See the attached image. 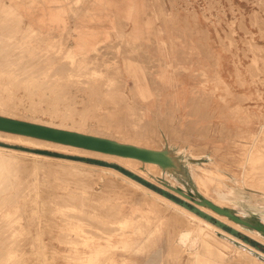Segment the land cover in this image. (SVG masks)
Wrapping results in <instances>:
<instances>
[{"label":"rangeland","instance_id":"rangeland-1","mask_svg":"<svg viewBox=\"0 0 264 264\" xmlns=\"http://www.w3.org/2000/svg\"><path fill=\"white\" fill-rule=\"evenodd\" d=\"M65 1L69 5L72 3L70 5V8L73 10L72 12L75 16L83 11V9L85 8V3L87 2V0ZM156 1L163 2V5L165 4V1L170 3L169 6L171 7V9H173L172 11L174 13L186 16L187 22L189 24L192 25L191 22H193L195 26H199L204 29V33L206 36V53L212 55L211 57L208 56L211 59V64L209 65V67L206 66V68H209L211 72H209L207 75H205L206 72L201 75L202 80L204 78V81L202 82L205 90L204 94L206 93L205 100L212 99V96H214L212 89L215 88V90L219 92L220 100L224 101L226 105L227 103H229V100H231L230 102L235 101L237 102V104L242 105V107L244 108L243 112H237V109H234L236 107H229L227 105L229 108L227 109L226 107L227 113H224L221 116L222 119L228 120L230 118L229 120H231V123L236 124L235 128H230L227 125V121L221 123L210 122L205 126L203 132L198 137L192 138L191 136L189 137L181 133L180 137L176 139V142H178L177 144H180L182 142L181 144L188 145L192 151L200 153V155L212 156L215 161L221 164V169L227 174V182L232 183V180L238 179L236 176V171H238L240 168L237 160L239 158L247 157V151L244 145L248 143V149L254 151V140L248 137L250 131L258 130L260 125L264 123V0ZM39 2L40 0H0V43L3 45L2 46L0 44V47L3 48L0 49V51H2L0 53V96H4L0 97V110L6 111V109H8L7 111H11L12 113L15 112L17 117L19 116V118L27 119V121L31 119H42L39 122L51 121L50 123H55V125L59 122L60 123L58 125L65 124L68 126H78V124H82L81 126L84 127L83 132H86L87 134H100L107 137L112 136L114 137V139L120 142H126L130 144L136 143L138 145L142 144L146 147L156 146L155 143L158 139L155 138V136L152 135V132H150L149 130L152 129V127L155 129L154 124L157 125L156 127H158L159 130H161L160 126L158 125L156 119L149 118L145 107L135 104L133 102L134 98L132 99V97H129V92L126 88L127 82H125V74L127 73H124V68L122 65L123 63H129L128 65L130 66V64H132L133 62L130 59H132L134 53L139 52V48H135L132 44L131 51H126V46H128V42H120V36H116L117 38L114 37L113 39H106L100 42L97 50H89L84 54L77 53V55H75V57L71 59L72 57L68 55V52L71 45L75 44L72 32H67V30L57 31L53 29L42 28L27 20V8L35 6ZM46 32H48L49 34L45 35ZM45 42L49 44L44 45L43 43ZM8 47H10L11 49ZM3 50L10 52L11 54L6 53L4 55ZM100 50H103L104 52ZM215 50H219L224 56H226V58L229 59L232 65L233 72H231V78L233 79L231 86L217 79L218 76L221 77L222 74L220 72V64ZM90 53L91 55H89ZM59 54L62 56H59ZM93 54H95V56ZM128 54H130L131 57H127ZM3 55L4 57L2 58L4 59L1 58V56ZM57 58L58 61H60L61 63H58V61H56ZM17 59L22 60L19 61ZM4 60L6 61L4 62ZM2 61L3 63H1ZM65 61H67V63ZM29 62L32 64H30ZM6 63L8 64L4 65ZM66 64H68V66ZM25 65H28V68H25ZM65 66H67V69ZM23 68L25 69L21 70ZM39 69L41 70L37 71ZM61 69H65L66 71L63 70L65 73L62 72ZM113 69H119L120 73L118 71H114ZM19 70H21L22 72ZM93 70L99 71V74L91 78ZM58 71H60L61 73H58ZM31 74H33L31 76L32 80H28L31 79V77L28 76ZM24 76H27L28 78L22 80L24 79ZM34 79H38V81ZM65 79H68L69 81ZM26 80L33 82L29 83ZM83 80L88 82H84ZM101 80L104 81L102 82ZM246 81H250V83ZM36 82L44 88L36 84ZM34 84L37 86H35ZM208 84L212 85V88H208ZM98 85L100 86V88L97 87ZM54 86H56L55 88L58 89L57 91L56 89H54ZM51 88L54 89L55 92H57L58 94L52 91ZM80 89H84V91H81ZM115 91L120 92V97L118 96V100L116 98L117 95L114 94ZM97 92L98 94H96ZM121 93L125 97L121 98ZM69 94L72 97H70ZM67 96L70 97L68 98V101H66ZM59 97L63 98H61L60 100ZM56 98H58L60 101L58 99V101H56ZM104 98L106 100H104ZM3 100H5L6 103L3 104ZM2 104L5 106L2 107ZM53 105L60 107V109H58L56 106L53 108ZM70 112L73 114H69ZM246 112H248V114ZM70 117L72 118V120ZM64 118L67 120H64ZM109 125H111V127ZM173 125L180 129L179 125H176L174 123ZM173 125L170 124V126ZM163 128L165 131L170 130V127L167 128L163 126ZM120 131H139V136L133 137L131 133H125V136H123L122 134H120ZM246 131L249 133H247ZM158 135L166 137L165 132H161ZM207 139L208 141H206ZM20 142L21 141H18L17 143V140L9 138L7 140V138L5 137H0V153L5 154L7 157H10H8L10 161H7L9 164L6 162L5 164H3L4 170L0 169V178L2 179L0 180V225L5 224L9 226H0L2 228L0 230L3 231V233L1 232V234L3 235V239H6V241L10 242L5 243V240L0 238V261H5L0 262V264H69V262L70 264H113L117 260H121L124 262L120 261V263L117 261L116 264L184 263L185 260L183 258L181 259L177 255H174L172 253L171 240L174 236V230L178 224H175L174 219L171 217V214L175 213V211L170 207H166L165 203L159 202L158 200V202L156 201L157 203H155L156 206L149 205L148 201L154 198L148 194H145L144 199H141L140 195L137 194L138 192H133V190H130L126 193L124 191H114L119 189L121 185L130 184L128 182L123 181L122 178L124 176H127V178L131 180L139 181L135 178H132L131 176H129L128 174L113 165L117 163L120 165L121 163L119 161L110 158L106 160V158L104 159V157H96L92 154L89 155L86 153L84 154L80 152H71L72 150H67L66 148H60L50 145H39L33 143L26 144V142ZM161 147H164V145ZM262 150H264V148H262ZM263 156L264 154L258 156L260 157V160L255 161L257 164L256 167L258 169L256 168L255 170H253V173L256 174L257 172V174H259V176L264 179V177H262L264 163H262L263 160H261L264 159ZM52 157L54 160L52 159ZM96 159L104 160L108 162V164L97 162ZM11 164H14V166ZM70 164L71 167L73 165H76L77 168L80 167L79 170H92V173L86 177L82 173L75 174L73 171H70V169H67V167L71 168L69 166ZM4 166H6V168ZM122 166L150 180L159 187L163 186L164 189L166 188V190L191 202L198 208H200L199 206L205 207L206 211H203H208V214L228 224L231 228L236 229L235 227L240 225L241 227H243L241 228L243 229V232L238 229L237 230L243 233L245 237H239L244 239V241H246L245 238H249L252 241H256L259 245L262 244V246L258 248L255 246L254 243H252L251 245L253 247H256L257 249L260 248L259 250L262 249L261 251H263L264 237L258 231L249 230L248 228L235 222L227 216L220 214L214 209L200 204L194 199L187 198L183 194L172 189L168 186V184H166V182L162 180V177H159L163 175V173L161 168L157 164L154 168H160L161 172H151L145 165H143L142 162L140 166H128L125 164ZM109 168L113 169L114 172L110 171V174ZM66 170L69 171V173H73V176L72 174L69 175ZM62 171L65 173H63ZM103 174L109 176L106 177ZM74 175H78L79 177L75 178ZM10 176H12L13 178H7ZM71 176L72 179H70ZM80 177H82V180H77L80 179ZM115 178H117L118 180H116ZM67 179L73 182L76 179L75 183L77 184L73 182V184H69L71 182H68ZM87 179L90 180V182ZM64 180H66L68 184ZM84 180L85 183L82 184ZM79 181L81 182L79 183ZM14 185L16 187V190L14 188ZM78 185L81 189L79 187H75ZM90 185H93L92 188L90 187ZM84 187L86 189H83ZM105 188L111 189L112 192H108L107 195H103ZM90 189L93 192H96L97 194L94 195V193H92L91 191L89 195L88 193ZM187 189H191V185L189 183L187 184ZM115 192L119 193L116 194ZM124 193L126 195H124ZM250 194L251 193L247 191V194L244 195L248 197L251 196ZM101 195L102 197H100ZM197 195L198 194H194V198L198 199L199 197ZM75 196L77 198L80 197V199L78 200ZM94 196L95 198L99 197L97 201L96 199L92 198ZM16 197L17 200H15ZM207 197L213 199L209 195H207ZM225 197H229V195H225ZM72 198L74 201H77H71ZM59 199H62V201L64 200L63 202L66 204L57 203ZM99 199L101 201H99ZM125 200L126 202H124ZM70 201L72 203H69ZM138 201L140 203H138ZM261 201H264L263 198H261ZM3 202L4 206L2 205ZM84 202L88 205L85 206ZM75 203H81V205L78 204L77 206L79 207H77L76 209V207H74ZM90 203H92L91 205H93L95 209L90 206ZM242 203L244 205L250 206L249 211H253V213H256L254 212V209L251 207V203L248 200H242ZM83 208L87 209L84 210ZM89 208H92V211L91 209L89 210ZM133 209H138L139 211L137 213L145 214V216L142 217L140 216V214L137 216L136 214L135 216H137V218H135L134 220L131 219L128 222L130 224L134 221L133 224L127 227L121 226V220L124 219L127 213ZM209 211L215 212L217 216H214L213 214L209 213ZM234 212L238 214L237 211ZM72 213L76 216L73 217ZM102 213L104 216L102 215ZM108 213L110 215H116L109 216L107 215ZM157 213L161 214L157 215ZM220 215H223L224 218H226L224 220L227 222L222 220L220 218L222 216ZM82 216L89 221H86V223L84 221L85 218H83ZM151 216H154L153 219ZM207 221H209L215 227H222L213 222L212 220L207 219ZM89 222L92 225L88 224ZM85 223L86 225H84ZM93 224H97L99 226L102 225L101 227L104 229V231L101 227L97 225L95 226ZM14 225L19 226L14 227ZM87 225L89 226L87 227ZM4 227L8 230H6ZM107 228L110 229L105 231V229ZM152 228H154V230ZM72 229H75L76 231H73ZM223 229H225L223 230L225 232H231L229 230V227ZM5 231L9 233H5ZM95 232H97L98 235H96ZM1 234L0 236H2ZM144 238L145 240H143ZM1 241L9 245H6L7 247H5V244H2ZM98 241L104 242V246H102L100 253L98 254V256L95 257L93 263H91V260H85V258H87L89 254H91V250L94 248L95 244H98ZM3 247L5 249H3ZM5 251H8L6 253L7 255L4 254L3 256V253H5ZM76 254H78L79 256H77ZM75 255L77 257H74ZM119 255L121 259L119 258ZM97 261L98 263H96Z\"/></svg>","mask_w":264,"mask_h":264},{"label":"bare ground","instance_id":"bare-ground-1","mask_svg":"<svg viewBox=\"0 0 264 264\" xmlns=\"http://www.w3.org/2000/svg\"><path fill=\"white\" fill-rule=\"evenodd\" d=\"M68 1V0H67ZM110 1V0H109ZM13 2V1H12ZM143 2V1H142ZM120 3V2H119ZM123 3H124V1H123ZM122 3V4H123ZM128 3H129V1H128ZM68 4V3H67ZM72 4V3H71ZM70 4V5H71ZM126 4V3H125ZM150 4V3H149ZM69 5V4H68ZM16 6V5H15ZM88 6H89V4H88ZM87 8V7H86ZM124 9V8H123ZM86 10V9H85ZM84 10V11H85ZM73 11V10H72ZM126 11V10H125ZM71 13H73V12H71ZM112 14H116V13H112ZM119 14V13H118ZM124 14V13H123ZM72 15V14H71ZM125 15V14H124ZM118 16V15H117ZM71 19V18H70ZM74 21V20H73ZM72 22V21H71ZM73 23V22H72ZM74 24V23H73ZM118 25V24H117ZM128 28V27H127ZM118 29V28H117ZM128 30V29H127ZM50 31H53V30H50ZM66 31V30H65ZM163 31V30H162ZM49 32V31H48ZM48 32H46V34L45 35H48L49 33ZM118 32V31H117ZM71 33V32H70ZM116 33V32H115ZM55 34V33H54ZM69 34V33H68ZM117 34V33H116ZM51 35H52V33H51ZM56 35V34H55ZM70 36V35H69ZM119 36V35H118ZM46 37V36H45ZM61 37V36H60ZM59 37V38H60ZM66 37V36H65ZM39 38V37H38ZM47 38V37H46ZM53 38H56V37H53ZM63 38H64V36H63ZM112 38V37H111ZM114 38V37H113ZM117 38V37H116ZM48 39H49V37H48ZM52 39V38H51ZM46 40V39H45ZM56 40V39H55ZM64 40H65V38H64ZM49 41H51V40H49ZM71 41V40H70ZM48 42V41H47ZM53 42V41H52ZM56 42V41H55ZM64 42V41H63ZM68 42V41H67ZM66 42V43H67ZM51 43V42H50ZM1 44V43H0ZM44 45L45 44H49V43H43ZM2 45V44H1ZM13 45V44H12ZM12 45H10V46H12ZM108 45H110V44H108ZM3 46V45H2ZM102 46V45H101ZM107 46V45H106ZM5 48V47H4ZM8 48H10V47H8ZM54 48V47H53ZM173 48V47H172ZM0 49H3V48H1L0 47ZM6 49V48H5ZM4 49V50H5ZM11 49V48H10ZM55 49H58V48H55ZM98 49V45H90V44H88L87 42L85 43V42H79L78 44L76 43V44H73V45H71V47H70V49H69V52H68V55L69 56H71L72 58L71 59H73L74 57H75V55H77V53L78 54H84V53H86L87 51H89V50H91V51H95V50H97ZM100 49V48H99ZM3 50V52H4V55L6 54V53H10V52H7V51H4ZM168 50V49H167ZM59 51V50H58ZM65 51V50H64ZM100 51H102V52H104L103 50H100ZM2 51H0V53H1ZM17 52H18V50H17ZM61 52V51H60ZM97 52H99V51H97ZM57 53H59V52H57ZM105 53H106V51H105ZM104 53V54H105ZM175 52H173V54H174ZM11 54V53H10ZM99 54V53H98ZM4 55L3 56H1V58L2 57H4ZM89 55H91V53L89 54ZM88 55V56H89ZM94 56H95V54H93ZM106 55V54H105ZM7 56V55H6ZM10 56V55H9ZM8 56V57H9ZM59 56H62V55H60L59 54ZM59 56H56V57H59ZM100 56V55H99ZM99 56H98V58H99ZM189 56V55H188ZM187 56V57H188ZM198 56H200V55H198ZM197 56V57H198ZM102 57V56H101ZM103 57H104V55H103ZM95 58H97V57H95ZM171 58V57H170ZM2 59H4V58H2ZM6 59H8V58H6ZM10 59V58H9ZM12 59V58H11ZM70 59V58H69ZM105 59H107V58H105ZM17 60H19V59H17ZM20 60H22V59H20ZM19 60V61H20ZM63 60H65V59H63ZM67 60V59H66ZM95 60H97V59H95ZM99 60H101V59H99ZM165 61H166V59H164ZM219 60V59H218ZM217 60V61H218ZM6 60H4V62H5ZM15 61V60H14ZM56 61H58V58H57V60ZM90 61V60H89ZM8 62V61H7ZM11 62V61H10ZM13 62V61H12ZM64 62V61H63ZM66 63H67V61H65ZM73 62V61H72ZM167 62V61H166ZM1 63H3V61L1 62ZM30 63V62H29ZM52 63V62H51ZM58 63H61L60 61H58ZM145 63V62H144ZM8 63H6V64H4V65H7ZM15 64H17V63H15ZM23 64V63H22ZM27 64V63H26ZM30 64H32V63H30ZM63 64H65V63H63ZM72 64V63H71ZM75 64V63H74ZM196 64V63H195ZM29 65V64H28ZM28 65H25V68L28 66ZM57 65V64H56ZM62 65V64H61ZM67 66H68V64H66ZM173 65V64H172ZM21 66V65H20ZM24 66V65H23ZM67 66H65L66 67V69H67ZM72 66V65H71ZM145 66H146V64H145ZM165 66V65H164ZM167 66V65H166ZM48 67V66H47ZM64 67V68H65ZM149 67V66H148ZM177 67V66H176ZM182 67V66H181ZM214 67V66H213ZM25 68H23V69H21V70H24ZM28 68V67H27ZM31 68V67H30ZM30 68H29V70H30ZM135 68V67H134ZM150 68V67H149ZM183 68V67H182ZM211 68V67H210ZM52 69V68H51ZM69 69H70V67H69ZM90 69V68H89ZM151 69V68H150ZM157 69H159V68H157ZM170 69V68H169ZM172 69V68H171ZM175 69H177V68H175ZM213 69V68H212ZM14 70V69H13ZM21 70H19V71H21ZM41 69H39V70H37V71H40ZM43 70V69H42ZM57 70H59V69H57ZM62 70V69H61ZM64 71H66L65 69H63ZM62 70V72H64ZM103 70V69H102ZM114 70V69H113ZM185 70V69H184ZM237 70V69H236ZM26 71H27V69H26ZM35 71H36V69H35ZM35 71H32V72H35ZM114 71H118L119 73H120V70L118 69V70H114ZM174 71V70H173ZM215 71V70H214ZM219 71V70H218ZM240 71V70H239ZM22 72V71H21ZM44 72V71H43ZM187 72V71H186ZM207 72V71H206ZM58 73H61L60 71H58ZM65 73V72H64ZM132 73V72H131ZM137 73V72H136ZM143 73V72H142ZM41 74H44V73H41ZM57 74V73H56ZM99 74V71H97V70H93V72H92V75H91V78H93L94 76H96V75H98ZM217 74V73H216ZM26 75V74H25ZM33 74H31V75H28L29 77H31ZM122 75V74H121ZM126 75V74H125ZM128 75V74H127ZM205 75H207V74H205ZM41 76V75H40ZM44 76V75H43ZM42 76V77H43ZM57 76V75H56ZM75 76V75H74ZM124 76V75H123ZM138 76V75H137ZM187 76V75H186ZM198 76V75H197ZM42 77H40V78H42ZM45 77V76H44ZM54 77V76H53ZM158 77V76H157ZM183 77V76H182ZM192 77V76H191ZM239 77H241V76H239ZM24 79H22V80H25V78L27 79L28 77L27 76H24L23 77ZM35 78H37V77H35ZM77 78V77H76ZM96 78V77H95ZM105 78V77H104ZM127 78V77H126ZM202 78V77H201ZM136 79V78H135ZM195 79H196V77H195ZM217 79H219V81H221V82H224V79L222 78V77H219L218 76V78ZM216 79V80H217ZM19 80H21V79H19ZM28 80H32V77H31V79H28ZM34 80H36V79H34ZM40 80V79H39ZM49 80V79H48ZM65 80H68V79H65ZM75 80V79H74ZM238 80V79H237ZM27 81V80H26ZM36 81H38V79L36 80ZM57 81V80H56ZM69 81V80H68ZM76 81V80H75ZM84 81V80H83ZM102 82L104 81V80H101ZM131 81V80H130ZM145 81V80H144ZM204 81V80H203ZM211 81H213V80H211ZM218 81V80H217ZM216 81V82H217ZM15 82V81H14ZM27 82H29V83H32V82H30V81H27ZM40 82V81H39ZM44 82V81H43ZM54 82V81H53ZM71 82V81H70ZM84 82H88V81H84ZM246 82H249L250 83V81H246ZM16 83V82H15ZM28 83V84H29ZM41 83V82H40ZM47 83V82H46ZM56 83V82H55ZM55 83H54V85H55ZM73 83H75V82H73ZM140 83V82H139ZM238 83V82H237ZM244 83V82H243ZM36 84H38L37 82H36ZM45 84V83H44ZM77 84H80V83H77ZM76 84V85H77ZM132 84V83H131ZM166 84V83H165ZM35 85V84H34ZM38 85H40V84H38ZM47 85H49V84H47ZM52 85V84H51ZM73 85V84H72ZM101 85H102V83H101ZM168 85V84H167ZM229 85V84H228ZM31 86V85H30ZM35 86H37V85H35ZM41 86V85H40ZM83 86V85H82ZM134 85H132V87H133ZM138 86V85H137ZM230 86V85H229ZM26 87V86H25ZM39 87V86H38ZM42 87V86H41ZM46 87V86H45ZM48 87V86H47ZM56 86H54V89H56L55 88ZM73 87V86H72ZM87 87V86H86ZM98 88H100V86L98 85L97 86ZM42 88H44V87H42ZM79 88V87H78ZM81 88V87H80ZM93 88V87H92ZM96 88V87H95ZM102 88V87H101ZM107 88V87H106ZM129 88V87H128ZM141 88V87H140ZM31 89V88H30ZM52 89V88H51ZM54 89H52V91H54L55 92V90ZM70 89V88H69ZM88 89H90V88H88ZM134 89V88H133ZM139 89V88H138ZM58 89H56V91H57ZM71 90H72V88H71ZM75 90V89H74ZM77 90V89H76ZM81 90V89H80ZM115 90V89H114ZM129 90V89H128ZM37 91V90H36ZM51 91V92H52ZM78 91V90H77ZM81 91H84V89H82ZM103 91V90H102ZM113 91V90H112ZM137 91V90H136ZM196 91V90H195ZM194 91V92H195ZM29 92V91H28ZM31 92V91H30ZM34 92V91H33ZM72 92V91H71ZM79 92V91H78ZM96 92V91H95ZM110 92V91H109ZM138 92V91H137ZM202 92V91H201ZM209 92V91H208ZM207 92V93H208ZM7 93V92H6ZM32 93V92H31ZM37 93V92H36ZM55 93H57V92H55ZM65 93V92H64ZM68 93V92H67ZM113 93V92H112ZM132 93V92H131ZM44 94V93H43ZM58 94V93H57ZM60 94H62V93H60ZM96 94H98V92L96 93ZM114 94L115 95H117V100H118V98L120 97V92H118V91H115L114 92ZM127 94V93H126ZM206 94V93H205ZM245 94V93H244ZM9 95V94H8ZM33 95V94H32ZM95 95V94H94ZM100 95V94H99ZM204 95V94H203ZM3 96V95H2ZM2 96H0V97H2ZM5 96H7V95H5ZM69 96H70V94H69ZM67 96V100L66 101H68L69 99L68 98H70V97H72V96ZM119 96V97H118ZM246 96V95H245ZM4 97V96H3ZM75 97V96H74ZM97 97V96H96ZM123 97H125L122 93H121V98H123ZM140 97V96H139ZM249 97V96H248ZM60 98V97H59ZM61 98H63V97H61ZM61 98H60V100H61ZM98 98H99V96H98ZM131 98V97H130ZM129 98V99H130ZM58 98H56V101H58L57 100ZM75 99V98H74ZM97 99V98H96ZM141 99V98H140ZM173 99V98H172ZM6 100V99H5ZM5 100H3V104L4 103H6V101ZM59 100V101H60ZM71 100V99H70ZM73 100V99H72ZM89 100H91V99H89ZM93 100V99H92ZM104 100H106L105 98H104ZM134 100H135V98H134ZM2 101V100H1ZM54 101V100H53ZM74 101V100H73ZM73 101H70V102H73ZM96 101H98V100H96ZM112 101V100H111ZM114 101V100H113ZM128 101H130V100H128ZM172 101V100H171ZM188 101V100H187ZM63 102V101H62ZM70 102H69V104H70ZM132 102V101H131ZM1 103V102H0ZM54 103H56V102H54ZM118 103H120V102H118ZM149 103V102H148ZM1 105L2 107H4L5 105ZM60 104V103H59ZM106 104H107V102H106ZM130 104V103H129ZM120 105V104H119ZM147 105V104H146ZM151 105V104H150ZM210 105V104H209ZM56 105H53V108L55 107ZM60 106V105H59ZM116 106H118V105H116ZM187 106V105H186ZM234 106V105H233ZM245 106H247V105H245ZM37 107V106H36ZM52 107V106H51ZM57 107V106H56ZM112 107V106H111ZM180 107V106H179ZM1 108V107H0ZM58 109H60V107H57ZM113 108V107H112ZM114 108H116V107H114ZM5 109V108H4ZM57 109V110H58ZM130 109V108H129ZM128 109V110H129ZM182 109V108H181ZM209 109V108H208ZM215 109V108H214ZM223 109V108H222ZM229 109V108H228ZM234 109H237L236 111L237 112H243L244 110V108L242 107V105H240V104H237L236 105V108H234ZM8 109H6V111H4V110H0V115H2V116H7V117H12V118H18V119H21V120H27V119H23V118H19V116L17 117L16 116V114H15V112L14 113H12L11 111H7ZM48 110V109H47ZM56 110V111H57ZM150 110V109H149ZM247 110V109H246ZM52 111V110H51ZM223 111V110H222ZM36 112V111H35ZM53 112H54V110H53ZM60 112H62V111H60ZM232 112V111H231ZM249 112V111H248ZM248 112H246L247 114H248ZM64 113V112H63ZM62 113V114H63ZM176 113V112H175ZM182 113V112H181ZM225 113H227V112H225ZM44 114V113H43ZM58 114V113H57ZM69 114H73V113H69ZM149 114V113H148ZM134 115V114H133ZM226 115H228V114H226ZM241 115V114H240ZM258 115V114H257ZM65 116V115H64ZM63 116V117H64ZM151 116V115H150ZM237 116V115H236ZM235 116V117H236ZM59 117H61V116H59ZM66 117V116H65ZM71 117H73V116H71ZM70 117V118H71ZM233 117V116H232ZM252 117V116H251ZM67 118V117H66ZM194 118V117H193ZM213 118V117H212ZM221 118V117H220ZM234 118V117H233ZM264 118V117H263ZM38 119V118H37ZM69 119V118H68ZM211 119V118H210ZM249 119V118H248ZM33 120H35V119H31V120H29L30 122H36V123H41V124H45V125H49V126H54V127H58V128H64V129H68V130H75V131H78V132H83L84 130H83V126H81L82 124H78V126L77 125H65V124H60V125H58L59 123H57L56 125H55V123H50V122H39L40 120H42V119H40V120H35V121H33ZM64 120H67V119H65L64 118ZM63 120V121H64ZM71 120H72V118H71ZM80 120V119H79ZM112 121V120H111ZM203 121V120H202ZM73 122V121H72ZM262 122V121H261ZM76 123V122H75ZM74 123V124H75ZM80 123H82V122H80ZM247 123V122H246ZM66 124H68V123H66ZM165 124V126L167 127V128H169L170 127V130H168V131H165V135H166V137H163L162 135H158L159 133H161V131L158 129V127H156L157 125L156 124H154V126H155V129L152 127V129H150L149 131L150 132H152V135H154L155 136V138H157L158 140H156L157 142L155 143L156 144V146H154V147H149V148H156V149H161L162 147L161 146H166L167 145V147H168V150H169V155H170V157L172 158V160L174 161V166H172V167H168V168H165V169H163L160 165H158L157 163H153V162H142L141 160H139V159H137V158H134V157H129V156H121V155H116V154H110V153H104V152H100V151H96V150H92V149H87V148H83V147H78V146H74V145H71V144H65V143H60V142H56V141H52V140H47V139H43V138H38V137H34V136H30V135H25V134H19V133H13V132H8V131H4V130H0V137H5V138H7V140H8V138L9 139H13V140H17V143H18V141H21V142H26V144L27 143H33V144H39V145H50V146H55V147H60V148H66L67 150L68 149H70V150H72L71 152H80V153H86V154H92V155H95L96 157H104V159L106 158V160L108 159V158H110V159H114V160H117V161H119L122 165H128V166H135V165H137V166H140L141 165V162L143 163V165H145L151 172H153V173H156V171H160V168H161V170H162V173H163V175H161V176H159V177H162L163 179V181L164 182H166V184H168V186L169 187H171L172 189H174V188H178V187H182L186 192H187V190H192L195 194H198L197 196L199 197V196H203V197H206V198H208L209 200H211L212 202H214L215 204H217V205H219V206H223V207H228V208H230L231 210H233V211H237V213L239 214V215H241L243 218H245V219H247V220H250V221H259V220H261L262 222H264V201H261V198H263V200H264V179L263 178H261L260 176H259V174H257V172H256V174L255 173H253V170H255L257 167V164H256V162L255 161H258V160H260V157H258V156H260V155H262V154H264V150H262V148H264V123H262L261 125H260V127H259V129L258 130H256V131H250V133L249 132H247V133H249V138H251V139H253L254 140V151H251L250 149H248L249 148V144L247 143V144H245L244 145V147L246 148V151H247V157L246 158H239L238 160H237V162H238V164H239V170L238 171H236V176H237V178L238 179H234V180H232V183L230 182V183H228L227 181V174L225 173V172H223V170L221 169V164L219 163V162H217V161H215L214 159H213V157L212 156H209V155H206V156H203V155H200V153H196V152H194V151H192L191 150V148L188 146V145H186V144H180L179 146H176L175 144H176V139L178 138V137H180V135H181V130L179 129V128H177L175 125H173L172 123H170L171 125H173V126H170V125H168V123L166 122V123H164ZM245 124V123H244ZM108 125V124H107ZM256 125V124H255ZM110 127H111V125H109ZM108 126V127H109ZM113 126V125H112ZM231 126V125H230ZM257 127V126H256ZM213 131V130H212ZM83 133H86V132H83ZM125 133H131L132 135H133V137H136V136H139V131L138 132H127V131H124V132H121L120 131V134H122L123 136H125L124 134ZM98 136H104V135H98ZM104 137H107V136H104ZM108 138H113L114 139V137H112V136H109ZM3 139V138H2ZM9 141H12V140H9ZM182 141V140H181ZM206 141H208V139L206 140ZM16 142V141H15ZM20 142V143H21ZM250 143H252V142H250ZM133 144H136V143H133ZM136 145H138V144H136ZM37 146V145H36ZM139 146H145V145H139ZM222 146V145H221ZM146 147V146H145ZM193 147H194V145H193ZM1 148H2V146H1ZM213 148V147H212ZM197 149V148H196ZM218 149V148H217ZM207 150V149H206ZM211 150V149H210ZM18 151V150H17ZM65 151V150H64ZM223 151V150H222ZM10 152V151H9ZM66 152V151H65ZM6 153V152H5ZM13 153H15V152H13ZM25 153V152H24ZM27 153V152H26ZM203 153V152H202ZM215 153V152H214ZM10 154V153H9ZM75 154V153H74ZM14 155V154H13ZM30 155V154H29ZM11 156V155H10ZM17 156V155H16ZM20 156V155H19ZM9 157V156H8ZM5 154H2V153H0V169H3V164H5L8 160H9V158H8ZM40 157V156H39ZM90 157V156H89ZM220 157V156H219ZM264 157V156H263ZM12 158V157H11ZM48 158V157H47ZM50 158V157H49ZM56 158V157H55ZM17 159V158H16ZM52 159H53V157H52ZM60 159V158H59ZM62 159V158H61ZM54 160V159H53ZM65 160V159H64ZM68 160V159H67ZM113 160V161H114ZM219 160H221V159H219ZM261 160H263V162L262 163H264V159H261ZM10 161V160H9ZM14 161V160H13ZM69 161V160H68ZM109 161V160H108ZM77 162V161H76ZM8 163V162H7ZM68 163H70V162H68ZM9 164V163H8ZM15 164V163H14ZM14 164H11V165H13L14 166ZM65 164V163H64ZM83 164V163H82ZM118 164V163H117ZM120 164V165H121ZM156 164L160 167V168H154L155 166H156ZM21 165V164H20ZM61 165V164H60ZM70 167H71V164L69 165ZM95 166V165H94ZM144 166V167H145ZM5 168H6V166H4ZM64 167V166H63ZM79 167V166H78ZM109 167V166H108ZM143 167V166H142ZM66 168V167H65ZM80 168V167H79ZM79 168H77L76 167V165L74 166H72L71 168H68L67 167V169H70V171H73L75 174H80V173H82V174H84V176L86 177V176H88V175H90L91 173H92V170H87V171H83V170H79ZM112 168V167H111ZM16 169H18V168H16ZM93 169V168H92ZM107 169V168H106ZM158 169V170H157ZM258 169V168H257ZM4 170V169H3ZM6 170V169H5ZM11 170V169H10ZM7 171V170H6ZM15 171V170H14ZM67 171V170H66ZM110 171H113L114 172V170L113 169H110L109 168V173H110ZM120 171V170H119ZM250 171V172H249ZM63 172V171H62ZM68 173H69V171H67ZM115 172H116V170H115ZM161 172V171H160ZM15 173V172H14ZM63 173H65V172H63ZM99 173V172H98ZM97 173V174H98ZM263 175H262V177H264V167H263ZM72 174V176H73V173H69V175H71ZM96 174V173H95ZM100 174V173H99ZM111 174V173H110ZM113 174V173H112ZM11 175H13V174H11ZM104 176H109V175H105V174H103ZM167 175V176H166ZM7 176H8V174H7ZM72 176L70 177V179H72ZM75 176V175H74ZM117 176H118V174H117ZM116 176V177H117ZM121 176V175H120ZM253 176V177H252ZM257 176V177H256ZM260 178H259V177ZM76 177H79L78 175H76L75 176V178ZM82 177H83V175H82ZM82 177H80V179H77V180H82ZM122 177V176H121ZM120 177V178H121ZM2 178H4V177H2ZM7 178H13L12 176H10V177H7ZM102 178V177H101ZM119 178V177H118ZM6 179V178H5ZM4 179V180H5ZM85 179V178H84ZM103 179V178H102ZM114 179V178H113ZM116 180H118L117 178H115ZM123 181H125V182H128V183H130V184H124V185H121L120 186V188L119 189H117V190H114V191H119V192H129L130 190H133V192H138L137 194L138 195H140V198L141 199H144V195L145 194H148V195H150V196H152L154 199H150L149 201H148V203H149V205H152V206H156L155 205V203H157L158 201L159 202H162V203H165V206L166 207H170V208H172L174 211H175V213H173V214H171V217L174 219V222H175V224L176 223H178L177 224V226H176V228H175V230H174V236L172 237V253L174 254V255H177L179 258H183L185 261H184V263L183 264H264V250L263 251H261V250H259V249H257L256 247H253L252 245H251V243L249 244V242H247V241H244V239H242L241 237H239V235H235V234H233V233H231V232H225V231H223V230H225V229H223L222 227V229L221 228H219V227H215V226H213L209 221H207V219L204 217V216H202V215H200L199 213H197V212H195V211H193V210H191L190 208H188V207H186V206H184L183 204H181V203H179V202H177V201H175V200H173V199H171L170 197H168V196H166L165 194H163V193H161V192H159V191H156V190H154V189H152L151 187H149V186H146L145 184H143V183H141V182H139V181H136V180H131V179H129V178H127V176H124L123 178ZM0 180H2L1 178H0ZM12 180V179H11ZM86 180V179H85ZM85 180L82 182V184H84L85 183ZM88 180V179H87ZM260 180V181H259ZM64 181H66V180H64ZM67 181L68 182H71V183H69V184H73V183H75V181H76V179H75V181L73 182V181H70L69 179H67ZM67 181H66V183H67ZM89 182H90V180H88ZM94 181V180H93ZM16 182V181H15ZM73 182V183H72ZM78 182V181H77ZM81 181H79V183H80ZM87 182V181H86ZM108 182V181H107ZM111 182V181H110ZM119 182V181H118ZM14 183V182H13ZM19 183V182H18ZM17 183V184H18ZM64 183V182H63ZM88 183V182H87ZM190 184L191 185V189H187V184ZM10 184H12V183H10ZM68 184V183H67ZM75 184H77V183H75ZM82 184H80V185H82ZM89 184H91V183H89ZM88 184V185H89ZM233 184V185H232ZM237 184V185H236ZM87 185V184H86ZM1 186V185H0ZM7 186V185H6ZM84 186V185H83ZM93 186V185H92ZM92 186L90 185V187L92 188ZM108 186V185H107ZM75 187H79L80 188V186L78 185V186H75ZM161 187H163V186H161ZM3 188V187H2ZM12 188V187H11ZM14 188H15V190H16V187H15V185H14ZM71 188V187H70ZM164 188V187H163ZM1 189V188H0ZM7 189V188H6ZM81 189V188H80ZM79 189V190H80ZM83 189H86L85 187L83 188ZM166 189V188H165ZM8 190V189H7ZM175 190V189H174ZM74 191V190H73ZM76 191H78V190H76ZM86 191H88V190H86ZM91 189L89 190V195H90V193H91ZM247 191L248 192H250L251 194V196H245L244 194H247ZM1 192V191H0ZM75 192V191H74ZM74 192H72V193H74ZM108 192H112V190L111 189H109V188H105L104 189V193H103V195L105 194V195H107L108 194ZM118 192V193H119ZM142 192V193H141ZM178 192V191H177ZM197 192V193H196ZM55 193V192H54ZM79 193V192H78ZM78 193H76V194H78ZM80 193H82V192H80ZM92 193H94V195H96L97 193L96 192H93L92 191ZM116 193V192H115ZM118 193H116V194H118ZM124 193V195H126ZM180 193V192H179ZM202 193V194H201ZM112 194V193H111ZM132 194V193H131ZM182 194V193H181ZM4 195V194H3ZM93 195V194H92ZM207 195H209V196H211L213 199H210L209 197H207ZM225 195H229V197H225ZM1 196V195H0ZM121 196V195H120ZM258 196H259V198H258ZM57 197V196H56ZM64 197V196H63ZM72 197V196H71ZM76 197V196H75ZM97 197V196H96ZM100 197H102V195L100 196ZM115 197V196H114ZM135 197V196H134ZM3 198V197H2ZM6 198V197H5ZM11 198V197H10ZM77 198V197H76ZM89 198V197H88ZM93 199H96V201H97V199L99 198H95V196L94 197H92ZM92 198H91V200H92ZM126 198V197H125ZM148 198V197H147ZM9 199V198H8ZM8 199H6V200H8ZM13 199V198H12ZM15 199V198H14ZM69 199V198H68ZM78 200L80 199V197L79 198H77ZM84 199V198H83ZM116 199V198H115ZM129 199V198H128ZM132 199H134V198H132ZM141 199H140V202H141ZM198 199H200V200H202L200 197L198 198ZM15 200H17V197H16V199ZM15 200H13V201H15ZM62 201V199H59L58 201H57V203H64L63 201ZM130 200V199H129ZM158 200V201H157ZM217 202H216V201ZM242 200H248L250 203H251V207L254 209V212H256V213H253V211H249V207L250 206H247V205H244L243 203H242ZM69 201V200H68ZM71 201H73V202H76L77 200H73V198H72V200ZM69 202V203H72V202ZM81 201V200H80ZM99 201H101L100 199H99ZM157 201V202H156ZM196 201V200H195ZM66 202V201H65ZM87 202V201H86ZM95 202V201H94ZM124 202H126V200L124 201ZM139 201H138V203H140ZM189 202V201H188ZM198 202V201H197ZM85 203V202H84ZM191 203V202H190ZM198 203H200V202H198ZM220 203V204H219ZM64 204H66V203H64ZM78 204H80L81 205V203H78ZM78 204H74L75 206L74 207H76V209H77V207H79V206H77ZM92 203H90V206L91 207H93V205H91ZM143 204V203H142ZM192 204V203H191ZM200 204H202V203H200ZM222 204V205H221ZM223 204H228V205H223ZM3 206H4V202H3V204H2ZM85 206L86 205H88L87 203H85L84 204ZM144 205V204H143ZM203 205H205V206H207V207H210V206H208V205H206V204H203ZM230 205V206H229ZM65 206V205H64ZM71 206H72V204H71ZM85 206H83V207H85ZM95 206V205H94ZM142 206V205H141ZM81 207V206H80ZM96 207V206H95ZM106 207H108V206H106ZM143 207V206H142ZM201 209H202V211L203 210H205L206 211V209H205V207H203V206H199ZM94 208V207H93ZM140 208V207H139ZM149 208V207H148ZM157 208V207H156ZM211 208V207H210ZM84 210H86L87 208H83ZM91 209V211H92V208H89V210ZM95 209V208H94ZM99 209V208H98ZM97 209V210H98ZM102 209H104V208H102ZM109 209V208H108ZM145 209H147V208H145ZM167 209V208H166ZM213 209V208H212ZM101 210V209H100ZM106 210V209H105ZM172 210V211H173ZM78 211V210H77ZM80 211H81V209H80ZM101 211H103V210H101ZM139 210L138 209H133V210H131L130 212H128L127 213V215L125 216V218L124 219H122L121 220V226H123V227H127V226H129V225H131V224H133V222L132 223H128L131 219H135V218H137V216L140 214V216H142V217H144L145 216V214H142V213H137ZM172 211H170V212H172ZM205 211H203V212H205ZM90 212V211H89ZM94 212V211H93ZM104 212V211H103ZM106 212H110V211H106ZM123 212V211H122ZM155 212V211H154ZM158 212V211H157ZM208 212V211H207ZM206 212V213H207ZM116 213V212H115ZM167 213V212H166ZM209 213H211V214H213L214 216L216 215L215 214V212H213V211H209ZM20 214V213H19ZM98 214H101V213H98ZM137 214V216H135ZM148 214H150V213H148ZM155 214V213H154ZM160 215L161 213H157V215ZM221 214V213H220ZM260 216H259V215ZM72 215H73V213H72ZM79 215H80V213H79ZM84 215V214H83ZM102 215H103V213H102ZM107 215H109V216H111V215H116V214H107ZM163 215V214H162ZM224 215V214H223ZM223 215H220V216H222V217H220L222 220H224V219H226V218H224V216ZM12 216H14V215H12ZM74 216H76V215H73V217ZM98 216H100V215H98ZM104 216V215H103ZM106 216V215H105ZM120 216V215H119ZM147 216V215H146ZM217 216V215H216ZM225 216H227V215H225ZM72 217V216H71ZM83 217V216H82ZM152 217V219H153V217L154 216H151ZM228 217V216H227ZM81 218V217H80ZM83 218H85V217H83ZM83 218H82V220H83ZM111 218H113V217H111ZM116 218V217H115ZM117 218H121V217H117ZM162 218V217H161ZM229 218V217H228ZM5 219V218H4ZM3 219V220H4ZM26 219V218H25ZM231 219V218H230ZM2 220V221H3ZM62 220H63V218H62ZM8 221V220H7ZM80 221V220H79ZM84 221L86 222V221H89V220H86V218L84 219ZM91 221V220H90ZM136 221V220H135ZM225 221V220H224ZM4 222V221H3ZM81 222V221H80ZM156 222V221H155ZM222 222V221H221ZM225 222H227V221H225ZM236 222V221H235ZM6 223V222H5ZM87 223V222H86ZM86 223L84 224V225H86ZM99 223V222H98ZM103 223V222H102ZM143 223V222H142ZM238 223V222H237ZM4 224V223H3ZM10 224V223H9ZM88 224H91L90 222L88 223ZM161 224V223H160ZM168 224V223H167ZM239 224H241V223H239ZM238 224V225H239ZM76 225H77V223H76ZM79 225V224H78ZM92 225V224H91ZM90 225V226H91ZM93 225H97V224H93ZM241 225H243V224H241ZM0 226H8V225H0ZM10 226H12V225H10ZM16 226H19V225H16ZM15 225H14V227H16ZM89 225H87V227H88ZM97 226H99V225H97ZM102 226V225H101ZM101 226H99V227H101ZM105 226V225H104ZM103 226V227H104ZM134 226V225H133ZM236 226V225H235ZM234 226V227H235ZM244 227H246V228H248L249 230H255V231H258L263 237H264V234L261 232V231H259V230H257V229H253V228H251V227H248V226H245V225H243ZM9 227V226H8ZM7 227V228H8ZM75 227V226H74ZM77 227H80V226H77ZM76 227V228H77ZM135 227V226H134ZM156 227V226H155ZM5 228V227H4ZM18 228V227H17ZM70 228V227H69ZM98 228V227H97ZM102 228V227H101ZM110 228H113V227H110ZM110 228H107V229H105V231L106 230H108V229H110ZM236 229L235 230H240V231H242L243 229H241V228H243V227H241L240 225L239 226H236L235 227ZM0 229H2L1 227H0ZM6 229V228H5ZM5 229H3V230H5ZM20 229V228H19ZM71 229V228H70ZM86 229H88V228H86ZM85 229V230H86ZM103 229V228H102ZM121 229H124V228H121ZM153 230H154V228H152ZM151 229V230H152ZM6 230H8V229H6ZM73 231L75 230V229H72ZM91 230V229H90ZM90 230H87V231H90ZM76 231V230H75ZM93 231V230H92ZM91 231V232H92ZM103 231H104V229H103ZM102 231V232H103ZM135 231H136V229H135ZM138 231H141V230H138ZM227 231V230H226ZM239 231V232H240ZM1 232L3 233V231L2 230H0V234H1ZM7 231H5V233H6ZM222 234H221V233ZM243 232V231H242ZM245 232V231H244ZM7 233H9V232H7ZM78 233H81V232H78ZM96 233V235H98L97 234V232H95ZM95 233H93V234H95ZM105 233V232H104ZM241 233V232H240ZM100 234V233H99ZM108 234H111V233H108ZM128 234V233H127ZM149 234V233H148ZM243 234V233H242ZM2 235V234H1ZM7 235V234H6ZM11 235V234H10ZM118 235V234H117ZM250 235V234H249ZM95 236V235H94ZM104 236V235H103ZM102 236V237H103ZM121 236V235H120ZM127 236H129V235H127ZM172 236V235H171ZM63 237H66V236H63ZM124 237V236H123ZM132 237V236H131ZM146 237V236H145ZM0 238H2L3 239V235L2 236H0ZM11 238V237H10ZM10 238H8V239H10ZM85 238V237H84ZM83 238V239H84ZM104 238H106V237H104ZM120 238V237H119ZM126 238V237H125ZM139 238V237H138ZM255 238V237H254ZM1 239V240H2ZM111 239V238H110ZM3 240H5V243H10V242H8V241H6V239H3ZM85 240H87V239H85ZM143 240H145V238L143 239ZM85 242V241H84ZM95 242V241H94ZM261 242V241H260ZM1 243L2 244H5L4 242H2L1 241ZM79 243H81V242H79ZM86 244V243H85ZM9 245V244H5V247H7V246ZM16 246V245H15ZM15 246H13V247H15ZM19 246H21V245H19ZM102 246H104V242H100V241H98V244H95V246H94V248L91 250V254H87L88 256H87V258H85V260L86 259H89V261L91 260V263H93V260L95 259V257L96 256H98V254L100 253V250H101V248H102ZM2 247V246H1ZM12 247V248H13ZM118 247V246H117ZM120 247V246H119ZM23 248V247H22ZM3 249H5L4 247H3ZM6 250H8V249H6ZM10 250H11V248H10ZM18 250V249H17ZM19 250H20V248H19ZM169 250H170V248H169ZM1 252V251H0ZM3 252V251H2ZM8 252V251H7ZM6 251H5V253H3V256H4V254L5 255H7L6 253H7ZM124 253V252H123ZM169 253V252H168ZM1 254V253H0ZM66 254H68V253H66ZM65 254V255H66ZM84 254V253H83ZM106 254H108V253H106ZM115 254V253H114ZM77 256H79L78 254H76ZM74 256V257H77V256ZM122 255H124V254H122ZM108 256V255H107ZM135 256V255H134ZM6 257V256H5ZM72 257V256H71ZM105 257V256H104ZM116 257V256H115ZM131 257V256H130ZM1 258H4V257H1ZM79 258H81V257H79ZM119 258H120V255H119ZM129 258V257H128ZM170 258V257H169ZM71 259V258H70ZM83 259H84V257H83ZM121 259V258H120ZM171 259H173V258H171ZM72 260H75V259H72ZM81 260V259H80ZM179 260V259H178ZM14 261H16V260H14ZM101 261V260H100ZM115 261V260H114ZM118 262H120L121 260H117ZM116 261V262H117ZM175 261V260H174ZM0 262H5V261H0ZM77 262V261H76ZM82 262V261H81ZM103 262V261H102ZM116 262L115 263H113V264H116ZM121 262H124V261H121ZM120 262V263H121ZM126 262V261H125ZM13 263V262H12ZM20 263V262H19ZM65 263H67V262H65ZM79 263V262H78ZM84 263H85V261H84ZM86 263H89V262H86ZM96 263H98V261L96 262ZM69 264H70V262H69ZM80 264V263H79ZM103 264V263H102ZM106 264H108V263H106Z\"/></svg>","mask_w":264,"mask_h":264},{"label":"crops","instance_id":"crops-1","mask_svg":"<svg viewBox=\"0 0 264 264\" xmlns=\"http://www.w3.org/2000/svg\"><path fill=\"white\" fill-rule=\"evenodd\" d=\"M169 4L156 0H87L83 11L75 16L65 0H40L28 7L26 13L27 20L37 26L72 32L75 44L99 45L119 35L120 42H128L126 51H131L132 44L139 48L130 59L133 61L130 66L122 64L124 73L128 74L126 88L129 97L135 98L133 102L145 107L150 119H156L161 132H165L166 122L179 125L183 135L192 138L198 137L210 122L227 121L230 128H235L230 118L221 116L226 107H236L237 102L229 100L227 106L215 88L212 99L205 100L201 75L211 72L206 66L211 64L212 55L206 53L204 29L193 22L189 24L186 16L174 13ZM215 51L221 77L231 86L232 65L219 50ZM208 88L212 85L208 84ZM177 143L179 146L182 142Z\"/></svg>","mask_w":264,"mask_h":264},{"label":"water","instance_id":"water-1","mask_svg":"<svg viewBox=\"0 0 264 264\" xmlns=\"http://www.w3.org/2000/svg\"><path fill=\"white\" fill-rule=\"evenodd\" d=\"M0 130L30 135L38 138H43L47 140H52L60 143L71 144L78 147H83L87 149H92L104 153L116 154L121 156H129L134 157L142 162H153L160 165L163 169L174 166V161L169 155V150L167 145L162 147L161 149L156 148H149L145 146H139L136 144H130L126 142H120L113 138H108L104 136H98L94 134H87L83 132H78L75 130H68L64 128H58L54 126H49L41 123L30 122L27 120H21L18 118H12L7 116L0 115ZM97 162L106 163L108 162L96 159ZM121 171L125 172L132 178H135L142 182L145 185L165 194L166 196L170 197L171 199L183 204L184 206L192 209L193 211L199 213L200 215L204 216L205 218L212 220L216 224L222 226L223 228H228L229 230L241 237H245L244 234L240 233L238 230L231 228L228 224L221 222L220 220L214 218L210 214L203 212L200 208L196 205L191 204L187 200L177 196L176 194L159 187L155 183L151 182L150 180L138 175L137 173L125 168L119 164H113ZM176 191L182 193L184 196L190 199H194L202 204H206L213 208L215 211L227 215L232 220L241 223L245 226L257 229L264 234V222L261 220L259 221H250L243 218L241 215L236 214L233 210L228 207H223L215 204L211 200L206 197L199 196L202 200L194 198V192L192 190H187V192L182 188H174ZM246 241L250 242L251 244L254 243L256 247L262 246L259 245L256 241H252L249 238H245ZM264 250V249H263Z\"/></svg>","mask_w":264,"mask_h":264}]
</instances>
